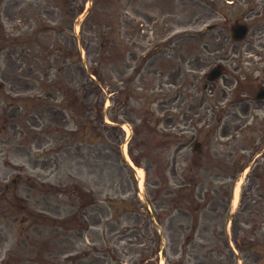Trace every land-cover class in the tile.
I'll list each match as a JSON object with an SVG mask.
<instances>
[{
    "label": "rangeland",
    "instance_id": "obj_1",
    "mask_svg": "<svg viewBox=\"0 0 264 264\" xmlns=\"http://www.w3.org/2000/svg\"><path fill=\"white\" fill-rule=\"evenodd\" d=\"M93 1L0 0V38L6 35L0 97L2 82L24 84L32 94L45 82L57 85L54 113L40 126L26 121L34 111L25 107L16 127L3 129L12 92L0 102V184L11 169L19 172L14 191L25 211L40 216L29 232L35 248L22 242L15 254L7 245L1 255L11 250L21 264H264V105L231 103L221 80L206 75L222 63L230 73L237 65L254 77L252 56L238 54L244 44L209 35L224 31L221 26L228 31L249 6L240 0ZM263 1L247 4L259 8ZM208 15L223 24L191 35L195 18L203 16L201 26ZM163 23L166 32L180 34L177 40L141 35ZM111 36L125 43L124 56L112 48ZM182 60L196 84L174 99L180 77L168 72ZM91 68L102 81L112 75L114 84L99 91L88 80ZM18 97L25 104L22 92ZM135 126L141 188L122 160L121 146L127 150ZM168 132L177 136L165 137Z\"/></svg>",
    "mask_w": 264,
    "mask_h": 264
},
{
    "label": "flooded vegetation",
    "instance_id": "obj_2",
    "mask_svg": "<svg viewBox=\"0 0 264 264\" xmlns=\"http://www.w3.org/2000/svg\"><path fill=\"white\" fill-rule=\"evenodd\" d=\"M248 2H250V0H240V3L249 6V9L245 13H242V22L246 24L247 31L244 34L245 36L238 41V43L241 42L242 44H244L242 49H240L241 53L238 54L240 55L241 60H243L244 58L242 52L245 55L249 54V56H252L248 57V59L254 62L255 67L253 71L255 75L254 77H252V75L249 76L246 71L243 70V68L239 70L241 67L237 65H231L233 68V73H230V71L226 68L227 66L225 67L224 64L217 63L215 66L221 67L220 74L217 77V80H222L223 95L229 92H232L234 95L237 94L234 96L232 101L244 104L254 102L259 105H264V98H255L258 89L264 85V23L259 22V19L255 18L260 16L264 18V1L262 2L259 8H255V4L248 5ZM202 17L195 18V22L197 23V21H201L203 19ZM149 20L152 21L153 18ZM235 20H237V22L241 21H238V18H236ZM254 20H256V24H253ZM215 24L216 23H212L210 26H208V29H214ZM221 27L222 28H219L220 30H226L224 26ZM225 30L219 32H210L209 35H232V31ZM146 35H166V32L153 34L151 30H148ZM192 35H201V33L197 31ZM233 51H237V48L233 49ZM223 60H225V64L227 65V60ZM225 87H227L229 92L226 91ZM10 114L12 115L13 113L11 112ZM2 219H4V217H0V221ZM16 219L17 216H15L14 220ZM6 240V233L3 231V228L0 225V248L4 245ZM0 264H5L4 259L0 258Z\"/></svg>",
    "mask_w": 264,
    "mask_h": 264
},
{
    "label": "bare ground",
    "instance_id": "obj_3",
    "mask_svg": "<svg viewBox=\"0 0 264 264\" xmlns=\"http://www.w3.org/2000/svg\"><path fill=\"white\" fill-rule=\"evenodd\" d=\"M143 170L141 168H137V176H138V179H139V185L141 186V181H142V178H143ZM238 198V186H236L235 188V192H234V198H233V202L235 203L236 200Z\"/></svg>",
    "mask_w": 264,
    "mask_h": 264
},
{
    "label": "water",
    "instance_id": "obj_4",
    "mask_svg": "<svg viewBox=\"0 0 264 264\" xmlns=\"http://www.w3.org/2000/svg\"><path fill=\"white\" fill-rule=\"evenodd\" d=\"M243 31V26L242 27H239V29L237 30V33H241ZM238 36H240V35H238ZM216 70H214L213 72H215ZM264 90V89H263ZM260 93H262V92H260Z\"/></svg>",
    "mask_w": 264,
    "mask_h": 264
},
{
    "label": "trees",
    "instance_id": "obj_5",
    "mask_svg": "<svg viewBox=\"0 0 264 264\" xmlns=\"http://www.w3.org/2000/svg\"><path fill=\"white\" fill-rule=\"evenodd\" d=\"M93 73L95 74L96 72H95V71H93ZM95 75H96V74H95ZM131 157H132V159L134 160V162L138 163L137 159H136V158H134V156H132V155H131Z\"/></svg>",
    "mask_w": 264,
    "mask_h": 264
}]
</instances>
